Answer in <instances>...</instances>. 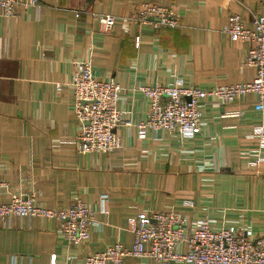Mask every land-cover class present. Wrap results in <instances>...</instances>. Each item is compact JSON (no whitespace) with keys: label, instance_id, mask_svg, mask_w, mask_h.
Returning <instances> with one entry per match:
<instances>
[{"label":"crops","instance_id":"1","mask_svg":"<svg viewBox=\"0 0 264 264\" xmlns=\"http://www.w3.org/2000/svg\"><path fill=\"white\" fill-rule=\"evenodd\" d=\"M146 2L177 13L180 25L139 21ZM103 14L116 17L108 33L98 19ZM233 14L254 28L264 0H38L11 16L0 11V202L34 193L38 203L65 209L78 192L97 221L90 241L76 247L60 239L57 219H0V264H52L54 253L57 264H82L84 254L119 240L130 245L131 219L142 212L175 209L190 217L185 200L195 201L199 213L207 207L219 224L264 236V161L254 166L243 158L258 148L253 126L264 122L253 93L233 103L208 102L199 134L143 136L137 127L148 109L140 85L181 77L224 86L255 77L256 67L245 60L254 43L226 32ZM84 61L97 78L123 85L119 106L130 124L117 128L121 145L111 153L80 150L72 78ZM103 193L107 213L100 209ZM124 264L162 263L129 256Z\"/></svg>","mask_w":264,"mask_h":264},{"label":"built area","instance_id":"2","mask_svg":"<svg viewBox=\"0 0 264 264\" xmlns=\"http://www.w3.org/2000/svg\"><path fill=\"white\" fill-rule=\"evenodd\" d=\"M38 0H0V11L6 16L14 15L18 7L30 9ZM102 32L112 30L116 17L111 14L98 16ZM138 20L153 28L180 25L177 13L158 3H142L138 9ZM254 28H248L239 14L229 17L226 29L234 41H250L254 45L248 49L246 63L256 67L257 73L250 81L230 85H194L175 78L172 82L140 85L138 90L147 100V116L137 124L140 134L152 130L164 134L188 136L199 134L208 102L217 104L233 103L244 95L253 93L257 97L255 109L264 111V17L257 16ZM140 37L136 38L139 45ZM61 84L56 85L61 89ZM77 119L82 123L78 135L82 153H111L120 148L121 139L117 128L129 125L119 106L123 85L115 78L99 79L90 61H84L81 69L72 78ZM253 134L259 146L247 152L243 158L258 166L264 161V122L253 126ZM5 183L0 181V189ZM108 193L100 196V209L107 213ZM183 205L194 212L190 217L178 210L142 212L131 219L134 239L130 245L122 240L105 250L84 254L82 264H124L126 257L153 259L162 264H264V236L245 235V226L232 222L219 224L208 213V208H200L193 200L183 201ZM204 212V213H203ZM42 217L60 221L58 233L68 245L79 246L90 241L97 226L94 210L78 192L72 195V202L65 209H51L36 201V194L13 193L9 202H0V219L12 217ZM186 244V251L183 245ZM58 255L51 256V263L57 264Z\"/></svg>","mask_w":264,"mask_h":264},{"label":"water","instance_id":"3","mask_svg":"<svg viewBox=\"0 0 264 264\" xmlns=\"http://www.w3.org/2000/svg\"><path fill=\"white\" fill-rule=\"evenodd\" d=\"M88 1H92V0H88Z\"/></svg>","mask_w":264,"mask_h":264}]
</instances>
